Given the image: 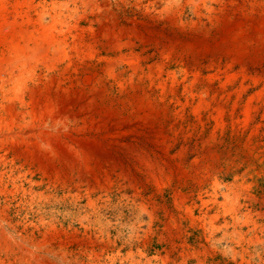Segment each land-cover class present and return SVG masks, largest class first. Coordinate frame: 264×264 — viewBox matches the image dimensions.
<instances>
[{"label":"rangeland","instance_id":"374dc122","mask_svg":"<svg viewBox=\"0 0 264 264\" xmlns=\"http://www.w3.org/2000/svg\"><path fill=\"white\" fill-rule=\"evenodd\" d=\"M0 264H264V0H0Z\"/></svg>","mask_w":264,"mask_h":264}]
</instances>
